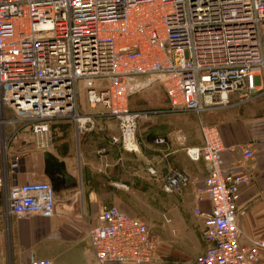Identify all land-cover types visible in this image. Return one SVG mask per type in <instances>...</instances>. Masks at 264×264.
I'll return each instance as SVG.
<instances>
[{
  "label": "built area",
  "instance_id": "obj_1",
  "mask_svg": "<svg viewBox=\"0 0 264 264\" xmlns=\"http://www.w3.org/2000/svg\"><path fill=\"white\" fill-rule=\"evenodd\" d=\"M79 83L88 111L80 110ZM155 84L170 110L197 114L229 106L233 94L241 95L239 102L263 94L264 0H0L4 152L28 136L45 148L53 120L70 118L82 131L97 117L116 119L118 134L110 141L138 151V122L150 111L132 109L128 100ZM200 130L202 145L185 152L202 158L207 174L194 182L170 167L161 178L167 193L194 183L196 201L210 202L208 211L194 208L203 217L206 248L190 264H264V238L242 243L237 222L239 187L250 176L223 173L218 127L202 123ZM254 147V140L242 147L243 162L254 157ZM55 199L47 181L14 182L4 194L5 214H49ZM88 243L97 264H151L158 252L146 222L116 205L97 210Z\"/></svg>",
  "mask_w": 264,
  "mask_h": 264
},
{
  "label": "crops",
  "instance_id": "obj_2",
  "mask_svg": "<svg viewBox=\"0 0 264 264\" xmlns=\"http://www.w3.org/2000/svg\"><path fill=\"white\" fill-rule=\"evenodd\" d=\"M239 103L241 108H234ZM164 105L161 108L169 107L166 93ZM202 123L218 127L221 171L250 176L249 182L240 185L237 200L242 243L249 237L264 238L263 93L241 102L232 98L229 106L199 114L156 110L138 122V151L110 141L111 135L118 134L117 120L110 117H97L94 126L82 131L70 118L53 120L48 144L42 149L34 146L32 136L9 143L6 152L0 142V264H29L35 258L52 264H97L88 229L95 223L97 210L110 205L144 219L158 242L151 264H190L206 248L203 217L194 208L208 211L210 202L207 198L196 201L194 183L181 193H167L161 178L170 167L187 171L194 182L207 174L206 162L192 160L185 152V146L202 145ZM158 136L165 139L163 143L154 142ZM250 140L255 141L254 157L243 162L241 149ZM148 167L155 173L150 174ZM30 180L53 186L52 212L6 215L7 187ZM137 199L144 210L137 209Z\"/></svg>",
  "mask_w": 264,
  "mask_h": 264
},
{
  "label": "rangeland",
  "instance_id": "obj_3",
  "mask_svg": "<svg viewBox=\"0 0 264 264\" xmlns=\"http://www.w3.org/2000/svg\"><path fill=\"white\" fill-rule=\"evenodd\" d=\"M78 92H79L78 101L80 104V110L81 111H88V108H87L85 101H84V93L82 90V84L81 83H79ZM164 97H165V92L163 90V87L158 85V84H155V85H152L151 87H149L147 89H143L142 91L131 95L129 97L128 102H129V105L131 107L149 110L150 113L148 114V116L150 114H152L154 111L159 110V109H168V111H171V112H180V111L170 110L169 107L168 108H165V107L161 108V107L165 106L164 105ZM232 98H233V100L238 101L239 99H241V95L240 94H233ZM81 106H82V108H81ZM241 106H242V103H239L238 105L236 104L234 106V108H238V107L241 108ZM137 202H138L137 206H136V207H138L137 209L144 210L145 207L143 204H141V200L137 199ZM143 218H144V215H143Z\"/></svg>",
  "mask_w": 264,
  "mask_h": 264
}]
</instances>
